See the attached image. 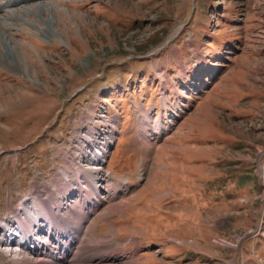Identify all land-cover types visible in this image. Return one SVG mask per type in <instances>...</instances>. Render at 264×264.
I'll return each mask as SVG.
<instances>
[{"label":"rangeland","instance_id":"rangeland-1","mask_svg":"<svg viewBox=\"0 0 264 264\" xmlns=\"http://www.w3.org/2000/svg\"><path fill=\"white\" fill-rule=\"evenodd\" d=\"M1 2L0 264L37 195L57 264H264V0Z\"/></svg>","mask_w":264,"mask_h":264},{"label":"bare ground","instance_id":"bare-ground-1","mask_svg":"<svg viewBox=\"0 0 264 264\" xmlns=\"http://www.w3.org/2000/svg\"><path fill=\"white\" fill-rule=\"evenodd\" d=\"M1 1H0V8H6L7 6L4 5L5 3L1 2ZM10 1H14L13 4H20L18 2L19 0H10ZM8 6H10V5H8ZM56 11H57V9H56ZM34 12H35V14L36 13L40 14L39 16L42 17V19H44L45 24L48 26L46 36H48V37L52 36L54 38V36L57 35L56 30H54V28H53L54 27V20L50 17H49V19L43 18L44 13L48 12L50 14V12H51L50 8H46V6L45 7L37 6L36 9L34 10ZM4 36H5V34L1 33V31H0V62L5 64L6 66H9V67H18L19 63H20L19 57L24 56L25 53L21 50V48H18L16 46H12L11 41ZM102 156H104L103 152H101L99 154V156H96V158L92 161L93 166H90L88 168V169H91V173H89L90 171L86 170V171H88L89 174H92L95 177H97L100 174V172L102 170L101 166L103 165L102 163L104 162L102 160L103 159ZM91 179H92V176H91ZM98 179H99V177H98ZM92 182L94 183L95 181H92ZM35 204H36V206H33L32 208H30L29 211L27 210V212H26L27 215L30 214L31 216H34L36 208H39V206H41L40 208L42 209V211L45 212V214L48 216V218H47L48 224L50 225V227H53L54 220H53L52 214H50L51 212L49 210L50 209L49 207L51 204L47 203V200H42L40 195L36 196ZM21 218H22V216H21ZM21 218L15 217V219L13 220V223H14L13 225H11V226H9L8 224L6 225V228L7 229L9 228V229L6 230L5 240L1 241V243H3V245H4L3 250L9 256H12V257H14V259H16L15 257L21 255V253H19L18 251H21V249L23 247H28L30 253L33 256L37 257L36 264H51V263H45L44 259L40 258V257L45 258L47 253L50 251L48 245H46L45 243L39 242L38 241L39 239L34 238L35 235L37 236V238L42 237V235H41L42 233L36 232V234L31 238V235H30L31 231H28V229H26L25 225L21 221ZM36 218L38 220L39 216ZM38 226H40V225H38ZM51 233H53V232L51 231ZM59 237H60L59 242L63 243L64 240L62 239V236H59ZM52 238H54V236ZM19 239H20V241H18ZM68 239L69 238H67V240ZM74 240H75L74 238L70 239L69 246H68V244L63 245L67 248L68 255L70 254L69 247ZM20 261L25 262V260H20Z\"/></svg>","mask_w":264,"mask_h":264}]
</instances>
